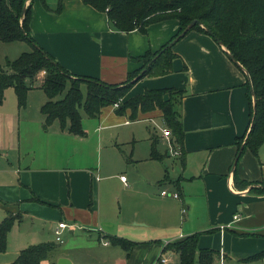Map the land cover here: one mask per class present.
<instances>
[{
	"label": "crops",
	"instance_id": "0c3cea01",
	"mask_svg": "<svg viewBox=\"0 0 264 264\" xmlns=\"http://www.w3.org/2000/svg\"><path fill=\"white\" fill-rule=\"evenodd\" d=\"M46 1L32 2L31 28L37 43L71 73L108 83L126 81L130 73L142 66L136 58L148 50L161 49L180 28L179 21L171 18L151 23L146 33L138 29L124 32L111 24L107 12L83 0ZM173 51L177 55L170 73L135 80L127 95L128 98L147 89L171 87L187 93L180 105L183 147L174 145L175 150H180L177 157L181 172L174 179V191L180 194L181 212L170 210L166 206L169 199L162 194L154 193L153 202L164 210L166 229L175 226L179 231L169 238L171 241L199 232L200 248H215L221 253L215 264H225L226 260L230 264H264V257L254 258L264 251V155H260V150L255 155L249 149L240 153L238 144L247 135L251 120L247 72L231 57L227 47L208 32L190 30L175 43ZM40 75L42 79L44 73ZM22 115L20 131L13 143L11 136L9 143L14 146L6 156L9 167H0V173H5L0 176V214L20 211L22 221L38 215L53 228L65 221L76 226L71 231L79 227L89 233L98 230L100 238L110 234L106 227L120 232L113 225L118 217L115 197L109 203L104 197L111 196L115 182L134 190L138 181L145 178L144 173L139 169L133 186H129V178L123 181L122 174L104 176L100 165H80V143L94 137L98 150L118 144L119 130L132 121L128 114H118L110 105L99 118L83 117L88 132L85 137L62 130L56 122L44 130L43 116L31 112ZM140 118H161L164 123L159 109L142 113ZM154 135L157 140L160 138ZM152 137L149 136L150 147ZM162 138L169 142V137ZM170 138L174 144V135ZM168 147L165 152L159 151L163 157L172 152ZM150 167L159 169L153 162L148 164ZM243 181L248 182L244 188ZM135 223L152 227L146 220ZM11 235L10 232L8 244ZM151 241H135L126 259H119L120 264H155L157 258L159 264H180L179 254L175 256L172 250H166L172 260L162 263L159 258L165 248L162 243L152 245Z\"/></svg>",
	"mask_w": 264,
	"mask_h": 264
},
{
	"label": "trees",
	"instance_id": "16d2710c",
	"mask_svg": "<svg viewBox=\"0 0 264 264\" xmlns=\"http://www.w3.org/2000/svg\"><path fill=\"white\" fill-rule=\"evenodd\" d=\"M28 1L0 0V40L5 43L28 41L33 45L32 51H25L16 59L8 60L6 69H0V101L4 99L5 90L14 87L18 107H25L29 91L45 71L41 79V87L48 97L41 106L44 130L58 121L62 130L85 137L88 132L83 125L81 108H84L89 117L99 118L105 107L120 101L116 112L128 114L131 120L140 118L142 113L159 109L166 127L174 135V145L182 148L184 129L180 105L187 94L185 90L158 88L147 89L144 93L128 98L127 95L135 84L134 78L138 77L140 80L172 71L173 59L177 55L173 46L163 51L155 60L154 58L192 20L199 19L203 26L211 29L223 41L230 54L249 72L252 82V86L249 81L247 83L250 127L238 144L240 148L243 146L240 153L249 149L258 155L264 144V0H83L85 4L107 12L111 24L124 32L138 29L146 33L151 23L171 18L180 23L178 32L168 43L156 52L148 50L136 58L143 65L130 73L126 81L116 84L96 77L73 74L40 46L31 28L33 0ZM42 1L44 4L47 2ZM203 26L196 24L191 30L207 32ZM251 89L254 91L255 107ZM63 93L64 96L57 99ZM152 138L150 157L162 159L163 155L157 148L158 140L155 135ZM242 183L244 188L248 182ZM22 219L19 212L7 210V215L0 222V252L7 249L9 233L13 225ZM104 237L108 239V243L124 248L128 255L136 243L123 236L108 234ZM199 237V232L187 235L183 239L171 241L164 250L177 252L180 264H215L221 256L220 251L210 247L200 248ZM55 243L47 241L31 244L19 252L14 263L57 264L58 247ZM258 257H264V251L254 255V258Z\"/></svg>",
	"mask_w": 264,
	"mask_h": 264
},
{
	"label": "rangeland",
	"instance_id": "374dc122",
	"mask_svg": "<svg viewBox=\"0 0 264 264\" xmlns=\"http://www.w3.org/2000/svg\"><path fill=\"white\" fill-rule=\"evenodd\" d=\"M32 50L33 45L28 41L5 43L0 40V69H6L8 60L12 61L23 52ZM140 63L143 65V62ZM41 81L40 75V79L35 82L34 88L29 91L27 105L23 108L18 107V99L14 87H8L5 90L4 99L0 101V167H9L6 156L14 148L13 144L10 146L9 143H11V136L13 143L18 131H20L22 114L31 112L38 117L42 118L43 116L42 119H44L41 106L47 101L48 97L41 87ZM83 92L86 95L85 88ZM63 96L64 93L57 96V99ZM80 111L83 117H89L84 108H81ZM55 122L56 125L60 124L58 121ZM164 127L167 128L161 118L151 120L138 118L119 130L120 138L117 140L118 144L114 143L111 147H103V149L98 150L94 137H89L80 143V148L83 152L80 157L83 158V162H80V165L92 168L100 165L103 168L102 174L104 176L112 174L125 175L129 178V186H133L134 176L139 169L143 171V177L151 179L150 182L145 178L138 181L134 190L133 187L128 190L122 183L115 182L111 188V196L107 195L104 197L108 203L110 200L114 201L115 197V201L118 204V217L113 225L120 232L110 231L109 229L112 228L106 227V231L111 235L123 236L134 242L150 241L152 239L151 244L154 245L156 243L164 244V242L170 240L169 238L173 234L179 232L175 226L166 229L168 225H164V210L158 207L157 203H154L152 199L154 193L161 195V190L166 189L169 192L165 196L166 199H169L166 200V206L170 210H177L178 214L181 212L182 201L179 198L175 199L173 196L175 189L174 179L178 178L181 172V161L177 157V149H174L175 146L171 142V138L169 137V142H165L162 138L164 136ZM154 134L160 136L158 138L159 151L165 152L166 145L169 146L167 150H172L162 160L148 159L151 151L149 136ZM133 139H135L134 143L131 142ZM259 150L260 155H264V144ZM151 162L158 165L159 169L148 168V164H151ZM164 173L167 177H165L166 179L164 178ZM4 174L0 173V176H4ZM12 175L14 174L12 173ZM10 206H14V202H10ZM18 212L23 217V213ZM6 215V212L0 214V222L3 221ZM140 220L150 222L152 227L135 223V221ZM77 225L80 224L78 223ZM53 227L54 225L38 215L33 218H25L21 223L16 222L11 229L12 235L7 249L0 252V264H15L13 262L14 258L17 257L25 245L47 241L56 242L58 256L68 258L71 264H120L119 259H126L128 255L127 251L121 246L109 245L104 237L100 238L98 230L97 232L89 233L83 227L76 228L74 231L66 228L62 232L63 243L55 240V228ZM111 227L113 226L111 225ZM169 244L164 247L162 245V247L165 248ZM163 252H165L164 256L170 257L169 252ZM174 254L177 256V252ZM226 261L225 264H230L228 260ZM154 263L159 264L158 258ZM169 264L178 263L177 261H172Z\"/></svg>",
	"mask_w": 264,
	"mask_h": 264
},
{
	"label": "built area",
	"instance_id": "2783aa9c",
	"mask_svg": "<svg viewBox=\"0 0 264 264\" xmlns=\"http://www.w3.org/2000/svg\"><path fill=\"white\" fill-rule=\"evenodd\" d=\"M42 73H45V71H43ZM119 104H120V101L117 102V103H115V104H114V107H115V108H118V107H119ZM171 135H172L171 130H170L169 128H165V129H164V136H165V137H170ZM176 151H177V153H180V150H176ZM121 179H122L123 181L127 182V177H126L125 175H122V176H121ZM161 194H162L163 196H166V195L169 194V192H168V190L163 189V190H161ZM173 196H174L175 198H179V197H180V194H179V192L174 191ZM185 210H186V208H184V211H185ZM235 218H236V219L239 218V215L237 214V215L235 216ZM74 227H76V226L73 225V224H68V223L65 222V221H61V222H59V224H58V225L56 226V228H55V236H56L55 239H56V241L63 242V241H64L63 236H62V234H63V233H62L63 230L66 229V228H70V229H72V228H74ZM170 242H171V240L164 242L163 247H164L165 245H167L168 243H170ZM106 243H108V241H106ZM163 249H164V248H163ZM163 254H164V253H162L161 256H160V258H159V259L162 261V263H167L168 261L171 260V257H166V256H164Z\"/></svg>",
	"mask_w": 264,
	"mask_h": 264
},
{
	"label": "water",
	"instance_id": "95a60500",
	"mask_svg": "<svg viewBox=\"0 0 264 264\" xmlns=\"http://www.w3.org/2000/svg\"><path fill=\"white\" fill-rule=\"evenodd\" d=\"M30 1V0H29ZM28 1V2H29ZM196 24H201L202 26H203V24H202V22H201V20H199V19H194V20H192L188 25H187V27L178 35V36H176L169 44H167V46H165L163 49H162V51L161 52H159L157 55H156V57L154 58V60L163 52V51H165L166 49H168V48H170V47H172V46H174L175 45V43L179 40V39H181L184 35H186L192 28H193V26L194 25H196ZM203 27H205V26H203ZM206 28V27H205ZM206 30H207V32L208 33H210L212 36H214L215 37V39L217 40V42H219V44H222V45H224L223 44V41L218 37V36H216L215 35V33L211 30V29H209V28H206ZM231 57L242 67V65L235 59V57L233 56V55H231ZM243 68V67H242ZM245 71H246V69H244ZM247 72V75H248V78H249V82H250V84H251V86H252V82H251V79H250V75H249V72L248 71H246ZM138 79V77H136V78H134V80L133 81H135V80H137ZM251 91L253 92V97H254V91L251 89ZM253 103H254V107L256 106V101H255V97L253 98ZM243 149V146L241 147V150ZM57 264H71V261L68 259V258H66V257H60V258H58V260H57Z\"/></svg>",
	"mask_w": 264,
	"mask_h": 264
}]
</instances>
